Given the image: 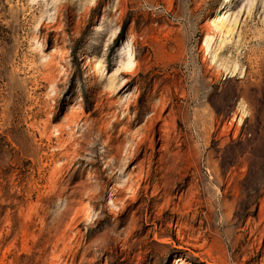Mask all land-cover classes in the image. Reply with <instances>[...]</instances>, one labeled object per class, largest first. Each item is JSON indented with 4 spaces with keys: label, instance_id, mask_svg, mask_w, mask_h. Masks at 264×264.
I'll list each match as a JSON object with an SVG mask.
<instances>
[{
    "label": "rangeland",
    "instance_id": "rangeland-1",
    "mask_svg": "<svg viewBox=\"0 0 264 264\" xmlns=\"http://www.w3.org/2000/svg\"><path fill=\"white\" fill-rule=\"evenodd\" d=\"M177 257L264 264V0H0V264Z\"/></svg>",
    "mask_w": 264,
    "mask_h": 264
},
{
    "label": "bare ground",
    "instance_id": "bare-ground-1",
    "mask_svg": "<svg viewBox=\"0 0 264 264\" xmlns=\"http://www.w3.org/2000/svg\"><path fill=\"white\" fill-rule=\"evenodd\" d=\"M225 17V16H224ZM217 20V19H216ZM216 20L214 21V22H216ZM220 20H221V17L218 19V23L215 25V27H216V29L217 30H219V32L220 33H223V34H228V33H231V32H233V30L235 29V27H236V23H237V20H235L234 21V23L231 25V26H227L226 24H227V19H222L221 20V22H220ZM228 36V35H227ZM209 37H207L206 38V40H205V44L206 45H208V44H210V42H209ZM209 42V43H208ZM136 65H137V61H136V58H135V55H134V53H133V51L130 49V47L128 46L127 48H125V50L123 51V57H122V59H121V61H120V67H119V70H121V72H125V71H134L135 69H136ZM134 191V190H133ZM134 194V193H133ZM188 207V206H187ZM189 208V207H188ZM192 212V209L190 208V209H188V210H186V212H180V214L182 215L181 217L182 218H184V217H187V216H189V213H191ZM187 219V218H186ZM209 225V224H208ZM223 225L225 226L226 224L225 223H222L221 224V226L223 227ZM177 227H179L180 228V225L179 224H177V225H173V227L172 228H177ZM209 227V229L208 230H205V233H207V232H209L210 230H211V226L209 225L208 226ZM182 228V227H181ZM199 233V232H198ZM190 234V233H189ZM225 234L227 235V236H229L230 238H231V236H232V232H231V230L230 229H225ZM204 235H206V234H204ZM200 237H202V235H201V233H199V235L198 236H193V234H191V235H189L188 237H187V240L189 241V243H185L187 246H190V247H192V248H194V249H196V250H199V251H203V250H205V247H206V242L205 243H199V240H200ZM178 238L180 239V241L181 242H185L184 240L186 239V236L185 235H183L182 233H181V230L179 229L178 230ZM233 239V238H232ZM213 249H208V250H206V253L208 254V255H210L211 257H212V255H213ZM202 253L201 252H199V253H197L196 254V256L197 257H200V258H202ZM219 258L218 259H220L221 261H223V262H225L223 259H222V257L221 256H218ZM181 260H183V258H181V257H177V258H175V260H174V263H178L179 264V262L181 261Z\"/></svg>",
    "mask_w": 264,
    "mask_h": 264
}]
</instances>
